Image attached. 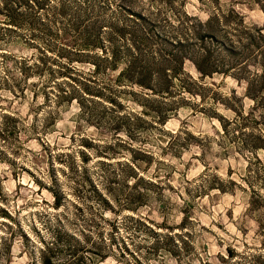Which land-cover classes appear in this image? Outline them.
Wrapping results in <instances>:
<instances>
[{"label": "rangeland", "instance_id": "rangeland-1", "mask_svg": "<svg viewBox=\"0 0 264 264\" xmlns=\"http://www.w3.org/2000/svg\"><path fill=\"white\" fill-rule=\"evenodd\" d=\"M110 2L97 4L106 18L119 17ZM138 2L137 10L174 23L184 14L205 22L233 11L264 30V0ZM3 32L0 117L12 119H0V264H38L59 231L91 248L101 244L106 259L98 264H257L264 257V208H250L264 186L258 175L246 180L249 153L219 135L220 117L263 113L264 97L257 105L246 94L258 66L200 79L195 97L167 99L120 83V70L101 72L105 96L82 110L45 98L37 77L21 74V59L34 60L48 37L31 43L28 33ZM185 71L200 77L190 61ZM158 108L165 124L154 118ZM258 157L264 165V151Z\"/></svg>", "mask_w": 264, "mask_h": 264}, {"label": "trees", "instance_id": "trees-1", "mask_svg": "<svg viewBox=\"0 0 264 264\" xmlns=\"http://www.w3.org/2000/svg\"><path fill=\"white\" fill-rule=\"evenodd\" d=\"M100 1L0 0L2 37L18 31L28 33L31 43L41 42L42 36L51 40L39 48L34 60L21 59L22 76L24 79L36 76L35 85L42 88L45 98H54L61 104L77 102L86 110L98 102L97 98L105 96L108 89L98 84L95 75L116 70H120L117 77L120 83L149 92L144 96L167 99L179 92L181 97L186 93L195 97L194 87H203L200 79L215 74L237 75L249 70L252 64L259 70L254 73L249 70L246 94L257 105L263 102L264 30L246 24L239 13L215 14L205 22L184 14L174 23L169 18H154L137 10L138 0H111L107 7L119 17L109 19L101 12L105 5L97 4ZM233 17L237 22L229 25ZM187 61L194 65L199 78L185 71ZM82 65L92 66L93 70ZM108 99L114 103L113 98ZM261 110L263 113L258 117L254 112L237 110L232 119L220 117L219 135L249 153L246 180L255 174L264 186L261 178L264 174H259L261 170L264 172V165L258 157L264 151V102ZM153 113L162 124L167 122L168 116L160 108ZM0 119L9 123L12 118L4 115ZM137 119L136 116L131 120ZM122 128L131 133L127 126ZM54 196L59 203L58 195ZM99 196L107 204L105 197ZM260 207L264 208V197L254 191L250 208ZM101 249V244L91 248L59 231L52 241L45 243L38 264H98L106 259ZM262 257L258 256L257 264H264Z\"/></svg>", "mask_w": 264, "mask_h": 264}]
</instances>
